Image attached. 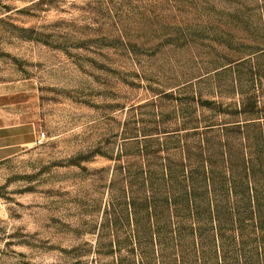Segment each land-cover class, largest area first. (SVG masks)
<instances>
[{
	"label": "rangeland",
	"instance_id": "1",
	"mask_svg": "<svg viewBox=\"0 0 264 264\" xmlns=\"http://www.w3.org/2000/svg\"><path fill=\"white\" fill-rule=\"evenodd\" d=\"M263 52L264 0H0V87L36 121L0 163V264H142L139 230L257 212Z\"/></svg>",
	"mask_w": 264,
	"mask_h": 264
},
{
	"label": "trees",
	"instance_id": "2",
	"mask_svg": "<svg viewBox=\"0 0 264 264\" xmlns=\"http://www.w3.org/2000/svg\"><path fill=\"white\" fill-rule=\"evenodd\" d=\"M257 109L258 105L254 103L252 110L243 113L257 114ZM261 119L264 120V116L257 120ZM255 121L245 124L247 130H252L253 136L248 134L244 141H253L255 159L262 167L260 180H258L256 175L252 176L253 168L245 166L248 172L246 176L251 179L253 177L257 184V187L250 189V194L256 195L258 211H250L249 217L245 214L232 215L233 217L229 219L232 229H220L212 233L214 235L206 231L203 233L193 231L197 236L196 242L194 234L191 235L193 237L191 241L189 233L183 234L176 230H139L135 239L140 248L142 264L155 261L163 264L175 261L180 264H264V205L259 202L263 201L262 198L259 199V195L264 197V122ZM240 132H242L241 129ZM183 195L187 200L196 197V194L187 192ZM252 203L253 199L250 198V207ZM185 237L186 245L183 242Z\"/></svg>",
	"mask_w": 264,
	"mask_h": 264
},
{
	"label": "crops",
	"instance_id": "3",
	"mask_svg": "<svg viewBox=\"0 0 264 264\" xmlns=\"http://www.w3.org/2000/svg\"><path fill=\"white\" fill-rule=\"evenodd\" d=\"M9 87H0V163L19 155L34 145L36 140V121L32 112L34 99L30 84H21L19 95L30 101L28 105L31 113L27 110L24 116L19 117L10 114V98L16 95V91Z\"/></svg>",
	"mask_w": 264,
	"mask_h": 264
},
{
	"label": "built area",
	"instance_id": "4",
	"mask_svg": "<svg viewBox=\"0 0 264 264\" xmlns=\"http://www.w3.org/2000/svg\"><path fill=\"white\" fill-rule=\"evenodd\" d=\"M46 138V134L44 132H42L38 138V141L41 142L42 140H44Z\"/></svg>",
	"mask_w": 264,
	"mask_h": 264
}]
</instances>
